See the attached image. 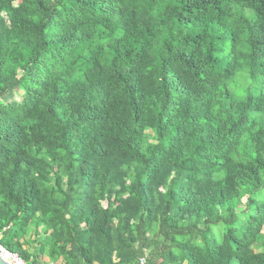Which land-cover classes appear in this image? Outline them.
Wrapping results in <instances>:
<instances>
[{
    "label": "trees",
    "instance_id": "16d2710c",
    "mask_svg": "<svg viewBox=\"0 0 264 264\" xmlns=\"http://www.w3.org/2000/svg\"><path fill=\"white\" fill-rule=\"evenodd\" d=\"M263 225L264 0H0L7 251L264 264Z\"/></svg>",
    "mask_w": 264,
    "mask_h": 264
},
{
    "label": "built area",
    "instance_id": "2783aa9c",
    "mask_svg": "<svg viewBox=\"0 0 264 264\" xmlns=\"http://www.w3.org/2000/svg\"><path fill=\"white\" fill-rule=\"evenodd\" d=\"M1 239H2V233H0V241ZM0 258L7 264H31L30 262H26L22 260L20 257H18V255L7 251L1 244H0ZM36 264H66V263L62 260L55 262L44 260ZM135 264H147L146 257H140Z\"/></svg>",
    "mask_w": 264,
    "mask_h": 264
},
{
    "label": "rangeland",
    "instance_id": "374dc122",
    "mask_svg": "<svg viewBox=\"0 0 264 264\" xmlns=\"http://www.w3.org/2000/svg\"><path fill=\"white\" fill-rule=\"evenodd\" d=\"M19 96H20V93H11V94H8L7 96H5L2 99V101L4 103H8V102H18L20 100V97ZM150 133L151 132H149V131L146 132V134H150ZM243 202H244V199H243ZM103 206H105V205L103 204ZM32 237H33V235L29 234V235H27V237L24 238V240H28V239L32 240ZM258 238H259V240L264 241V225L262 227L261 233L258 236ZM263 250H264V248H263Z\"/></svg>",
    "mask_w": 264,
    "mask_h": 264
},
{
    "label": "water",
    "instance_id": "95a60500",
    "mask_svg": "<svg viewBox=\"0 0 264 264\" xmlns=\"http://www.w3.org/2000/svg\"><path fill=\"white\" fill-rule=\"evenodd\" d=\"M0 264H7V263L4 262V261L0 258Z\"/></svg>",
    "mask_w": 264,
    "mask_h": 264
}]
</instances>
